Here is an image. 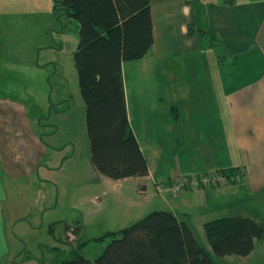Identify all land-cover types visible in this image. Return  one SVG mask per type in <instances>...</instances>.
<instances>
[{"label":"crops","instance_id":"1","mask_svg":"<svg viewBox=\"0 0 264 264\" xmlns=\"http://www.w3.org/2000/svg\"><path fill=\"white\" fill-rule=\"evenodd\" d=\"M150 16L151 47L122 62L128 120L145 173L100 174L88 138L80 143L73 135L78 117L68 123L47 98L45 121L31 105L36 92H0V264L16 262L9 232L14 241L24 225L43 223L32 207L52 210L64 198L74 216L53 222L63 224V237L64 225L77 222L80 231L70 242L85 237L89 218L116 230L156 209L172 211L191 228L225 215L263 222L264 202L258 209L255 202L264 193V0H150ZM228 168L240 173L233 182L176 196L157 193L152 184ZM254 250L255 244L246 256Z\"/></svg>","mask_w":264,"mask_h":264},{"label":"trees","instance_id":"2","mask_svg":"<svg viewBox=\"0 0 264 264\" xmlns=\"http://www.w3.org/2000/svg\"><path fill=\"white\" fill-rule=\"evenodd\" d=\"M61 4L78 25L73 64L85 104L90 162L112 179L145 173L147 162L128 120L122 62L142 57L153 43L150 0H62ZM220 170L240 174L234 168ZM202 226L211 252L172 211L151 210L106 231L110 241L93 261L75 249L57 264H214L213 255L246 256L255 240L264 237V223L249 215L220 216ZM64 230L75 235L80 226L65 224ZM64 238L71 241L66 233Z\"/></svg>","mask_w":264,"mask_h":264},{"label":"rangeland","instance_id":"3","mask_svg":"<svg viewBox=\"0 0 264 264\" xmlns=\"http://www.w3.org/2000/svg\"><path fill=\"white\" fill-rule=\"evenodd\" d=\"M61 1L0 0V92L19 96H25L29 90L36 92L38 96L36 99L32 97L35 101L31 99V105L34 110L40 109L38 116L41 115L45 121L49 118V98L57 111L63 109L62 114L69 116L68 123L78 117V121H75L77 131L73 135L82 143L87 141L85 104L73 64V52L78 40L77 23L68 17ZM70 108H73L72 114L67 112ZM62 127L60 125L61 130ZM43 131L47 132V128ZM263 202L264 193L256 200L255 208L258 209ZM239 208L246 210L247 206L241 204ZM31 212H37V218L43 214L40 228L31 229L24 225L19 239L15 238L14 241L12 234H8L11 249L15 253L14 264H56L69 258L72 248L93 261L110 241V237L104 235V228L112 223L102 221L103 218H89L85 237H79L74 242L66 241L62 235L63 224L53 222L54 217L63 214L73 218L74 211L69 208L65 198L52 210H44L41 205H37L32 207ZM28 219L35 222L34 217H25V220ZM260 220L264 223V215H260ZM192 229L198 241L211 252L203 227L200 228L194 222ZM90 234H94L95 238L90 237ZM101 235L104 236L96 239ZM79 243L82 245L79 246ZM53 246L60 248L53 250ZM213 259L214 264H264V238L256 240L255 250L249 256L213 255Z\"/></svg>","mask_w":264,"mask_h":264},{"label":"built area","instance_id":"4","mask_svg":"<svg viewBox=\"0 0 264 264\" xmlns=\"http://www.w3.org/2000/svg\"><path fill=\"white\" fill-rule=\"evenodd\" d=\"M238 175L229 174L223 170H212L194 174H178L167 179H152V184L157 193H168L176 196L190 190L223 186L235 180ZM66 234L69 240L74 238L71 231H67Z\"/></svg>","mask_w":264,"mask_h":264}]
</instances>
